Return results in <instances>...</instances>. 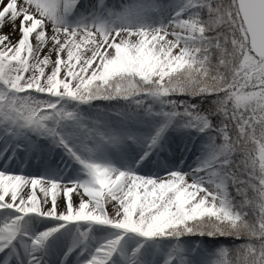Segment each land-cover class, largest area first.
<instances>
[{
	"label": "snow or ice",
	"instance_id": "snow-or-ice-1",
	"mask_svg": "<svg viewBox=\"0 0 264 264\" xmlns=\"http://www.w3.org/2000/svg\"><path fill=\"white\" fill-rule=\"evenodd\" d=\"M78 5L0 0V264H264V0ZM118 98V128L66 107ZM192 130L195 169L128 166ZM54 149L80 175L16 170Z\"/></svg>",
	"mask_w": 264,
	"mask_h": 264
},
{
	"label": "rangeland",
	"instance_id": "rangeland-1",
	"mask_svg": "<svg viewBox=\"0 0 264 264\" xmlns=\"http://www.w3.org/2000/svg\"><path fill=\"white\" fill-rule=\"evenodd\" d=\"M87 1L80 0V5H78V7L94 4L97 2L95 1L89 3ZM105 2L109 5L119 8L121 5L132 3L133 0H105ZM160 2L165 5H172L177 3V0H160ZM166 15L167 12L165 13V16ZM156 22L159 21L157 20ZM89 105L90 104L87 105L85 103H71L69 101L66 103V107L69 110L76 111L81 116L88 118L100 117L104 119L110 126L117 128L126 123L124 119L125 115H130L129 110L111 109L109 108L111 107L109 104H106L107 108H103L96 104L95 106ZM169 136L172 138V141L168 142L165 148L152 150L148 156L144 157V160H139V157L137 156L136 160H139L138 164L136 163V160L130 161V163L133 164L132 167L138 168L135 169L137 173L140 169V166L149 159L151 160L150 169L153 171L159 170L160 168L164 169L162 171L159 170L161 173L157 175L160 176L164 175L169 170H180L187 172L197 167L199 160L202 159L205 154V149L209 143L210 137L205 136L204 133L198 134L194 130H192L190 133L170 132ZM0 147H2V144H0ZM13 159H16V157L13 156ZM9 163H11V161H9ZM114 163H116L117 166H120L119 160H114ZM0 164H3V160H0ZM78 169L79 166L70 161L60 149H54L47 157L44 166H41V161L39 159L30 157L28 158L27 162L24 163L22 169L17 167L16 170L22 171L26 175L29 174L31 170V174L33 175H50L67 182L69 179H75L77 175H80ZM154 173H156V171ZM40 223L43 224V220H41ZM37 230H42V228L38 227ZM60 240L61 243L66 246L70 242V237L64 236L61 237ZM199 241H203L205 246H207V242L210 241V239H200ZM230 241L231 238H229V241L227 242ZM237 243H239V241H237ZM2 256L3 253H0V257ZM44 261L46 264H52V257L45 256Z\"/></svg>",
	"mask_w": 264,
	"mask_h": 264
},
{
	"label": "trees",
	"instance_id": "trees-1",
	"mask_svg": "<svg viewBox=\"0 0 264 264\" xmlns=\"http://www.w3.org/2000/svg\"><path fill=\"white\" fill-rule=\"evenodd\" d=\"M109 101H112V102H109ZM199 101V97H194V98H191L190 99V103H197ZM69 102H71V103H79V102H77V101H72V100H69ZM105 104V105H103V104ZM202 103V102H201ZM87 105L88 104H90V105H93V106H95V104L96 105H100L101 107H103V108H107L106 106V104H109L111 107H109V108H111V109H118V110H121V109H123V110H129V107H128V105H129V102L128 101H125V100H122V99H114V100H93V101H90L89 103H86ZM89 105V106H90ZM206 238V239H205ZM229 238L230 237H208V236H189V237H181V239H183V240H194V239H196V240H200V239H202V240H207V239H210V241L212 240H215V241H222V242H227V241H229Z\"/></svg>",
	"mask_w": 264,
	"mask_h": 264
},
{
	"label": "bare ground",
	"instance_id": "bare-ground-1",
	"mask_svg": "<svg viewBox=\"0 0 264 264\" xmlns=\"http://www.w3.org/2000/svg\"><path fill=\"white\" fill-rule=\"evenodd\" d=\"M81 1H87V0H81ZM95 1H97V0H88L87 2H95ZM129 164H131L130 162L128 163V166L129 167H132V164L131 165H129ZM195 169V168H194ZM159 170H164L163 168H160ZM159 170H152V169H150L149 171H141V169H139L138 170V173H140V175H157V174H159V173H161ZM156 171V173H154Z\"/></svg>",
	"mask_w": 264,
	"mask_h": 264
}]
</instances>
